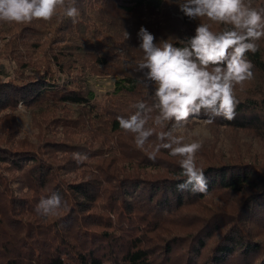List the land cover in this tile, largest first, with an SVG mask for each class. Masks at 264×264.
Here are the masks:
<instances>
[{
	"label": "trees",
	"instance_id": "trees-1",
	"mask_svg": "<svg viewBox=\"0 0 264 264\" xmlns=\"http://www.w3.org/2000/svg\"><path fill=\"white\" fill-rule=\"evenodd\" d=\"M181 2L75 0V20L58 8L51 21L0 22V64L12 65L7 75L0 67V264H264V38L247 54L254 79L235 88V118L208 124L202 112L177 126L185 142L203 145L206 193L177 190L185 178L169 150L148 158L155 133L174 122L161 129L153 112L154 135L140 150L117 120L154 91L136 70L141 26L179 47L199 23L226 27L169 16ZM95 5L113 19L90 17L101 12ZM252 5L264 9V0ZM109 75L114 89L97 100L89 81ZM53 194L58 215H40L37 204Z\"/></svg>",
	"mask_w": 264,
	"mask_h": 264
},
{
	"label": "clouds",
	"instance_id": "clouds-1",
	"mask_svg": "<svg viewBox=\"0 0 264 264\" xmlns=\"http://www.w3.org/2000/svg\"><path fill=\"white\" fill-rule=\"evenodd\" d=\"M74 4L75 0H0V22L51 21L58 8L75 20L79 10ZM178 7L190 20L207 18L226 27L216 32L209 23H199L186 46L179 47L168 40L157 43L154 34L141 26L137 37L144 55L136 70L144 88L154 91L148 100L134 105V114L118 116L117 120L124 132L132 134L140 150L154 135V128L148 126L153 112L157 113L154 124L161 129L174 122L172 128L155 133L158 142L152 145L148 158L155 160L161 149L169 150L171 156L180 158L181 176L185 178L177 190L203 194L208 191V181L197 163L203 145L185 142L176 129L202 112L208 124L215 117L235 118V88L254 79V65L247 54H255L264 38V9L253 7L252 0H183ZM125 39H130L127 31ZM72 158L81 164L88 156L74 152ZM62 206L61 197L53 194L41 199L36 211L45 217L55 216Z\"/></svg>",
	"mask_w": 264,
	"mask_h": 264
},
{
	"label": "rangeland",
	"instance_id": "rangeland-1",
	"mask_svg": "<svg viewBox=\"0 0 264 264\" xmlns=\"http://www.w3.org/2000/svg\"><path fill=\"white\" fill-rule=\"evenodd\" d=\"M136 1L137 0H119V5L123 6V7H131L135 4ZM146 1H149L152 3H154V2L159 3V0H146ZM167 2H169V0H167ZM93 9H95L97 11H101V12H99L98 14H88L90 17H95V15H97L96 19L97 18L98 19H102V18L113 19V16H114V15H112L113 9L103 8L102 6H96V5ZM121 16H122V14H119L117 16V18H120ZM169 16H171L173 18H175V17L176 18H182V13H180L177 10H171V12L169 13ZM11 66L12 65L10 63H8L6 61H1L0 67H1L4 75L11 73ZM115 79H116V77L113 75H109V76H105V77H95V78L90 79V81H89L90 88L92 89L94 96L97 100L102 101L106 97V94L113 91L114 86H115V84H114ZM18 120H19V123H20V125L24 131H26L28 133H31L33 131L30 116H29V114H27L22 109L18 112ZM198 130H200V129H198Z\"/></svg>",
	"mask_w": 264,
	"mask_h": 264
}]
</instances>
